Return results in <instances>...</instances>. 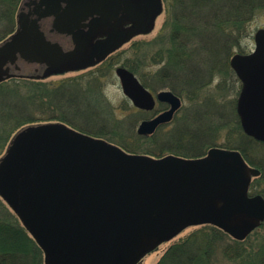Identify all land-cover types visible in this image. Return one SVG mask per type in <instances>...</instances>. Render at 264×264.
<instances>
[{
  "label": "water",
  "instance_id": "95a60500",
  "mask_svg": "<svg viewBox=\"0 0 264 264\" xmlns=\"http://www.w3.org/2000/svg\"><path fill=\"white\" fill-rule=\"evenodd\" d=\"M162 10V0H23L17 30L0 42V82L94 65L152 30ZM255 42L231 65L242 81L243 129L264 141V28ZM116 73L136 106L155 107L133 71L119 66ZM158 98L170 108L143 120L140 134L154 133L182 106L171 90ZM259 172L237 149L152 157L62 122L41 123L23 127L0 159V194L44 249L46 264H137L191 225L212 223L244 238L264 221V196L249 195Z\"/></svg>",
  "mask_w": 264,
  "mask_h": 264
},
{
  "label": "trees",
  "instance_id": "16d2710c",
  "mask_svg": "<svg viewBox=\"0 0 264 264\" xmlns=\"http://www.w3.org/2000/svg\"><path fill=\"white\" fill-rule=\"evenodd\" d=\"M21 2L22 0H0V41L15 31ZM173 7L175 17L172 23L171 44L168 49L159 50L157 55L163 65L158 74L144 78L141 73V80L148 87L162 83V88L168 87L181 96H188L214 81L220 72L219 66L217 68L216 65L221 53H231L232 47L242 46L243 37L251 35L250 23L257 14L264 11V0H174ZM113 56L114 53L97 64L93 72L100 71L98 73L101 74L113 69ZM157 57H151L150 60L156 63ZM142 61L141 58L137 61L131 57L127 58L123 65L139 74L142 71L138 69L137 62ZM11 79L14 78L8 80ZM8 80L1 82L0 86ZM91 83L94 90L87 97L74 95L79 87L85 88L90 84L88 82L85 86L81 75L65 82L63 88L54 86L53 90L45 95L46 99L42 98L43 93L41 97L39 89L34 88L28 94L27 102L25 98L20 99L21 102L15 104L17 107H11L12 112H5L9 106H6L5 110L2 109V120L7 116L8 122L12 120L15 123V130L53 120L67 121L84 132L106 137L131 153L157 157L168 153L188 158L200 157L212 146L240 149L250 163L261 169V174L251 183V192L264 194V169L261 163L257 162L259 159H252L248 151L252 145H264V142L257 141L244 132L236 108L234 118L231 119L233 131L221 144L218 143L215 132L221 125L222 116L219 111L214 110L216 116L210 114L213 118L206 121L209 119V116L205 118V114L209 112L203 108L206 98H203L205 101L202 100L201 108L196 109L199 111L197 116L195 110L194 118L200 120L198 115L203 114L202 120L205 119L208 123L207 128H202L199 123L189 124L190 119L187 116L178 115L173 120L177 119L175 126H161L151 135L133 132L132 140L123 135L113 141L110 133L116 132L119 125L114 124L112 117H104L109 113L107 103L96 91L97 83ZM208 104L210 107L212 102L208 100ZM30 106L34 109L30 110ZM42 107L51 111L49 117L36 115ZM67 111L73 113L72 119ZM141 111L144 113L141 112L142 116L151 114L149 111ZM81 118L84 122H81ZM8 133H1V139ZM233 134H236V137ZM0 259L4 264H44L43 249L18 215L12 220H0ZM157 264H264V222L243 239L234 238L213 224L195 225L189 233L180 236L164 250Z\"/></svg>",
  "mask_w": 264,
  "mask_h": 264
},
{
  "label": "rangeland",
  "instance_id": "374dc122",
  "mask_svg": "<svg viewBox=\"0 0 264 264\" xmlns=\"http://www.w3.org/2000/svg\"><path fill=\"white\" fill-rule=\"evenodd\" d=\"M173 2L174 0H163V11L156 19L155 25L150 32L135 36L131 41L125 43L117 51L114 52V56L112 60L115 64L113 69L109 71L102 72L101 74L98 73L100 71L93 72L94 70H96L95 69L96 66H93L81 70L54 72L49 74L45 78H35V79L14 78L8 80L6 83L1 85L0 86V134L1 133L5 134L6 132L9 133L8 135L6 134L7 136L5 135V137L2 139L0 136V159L7 152L8 147L12 142L13 138L21 130V127L15 130V126H16L15 123L12 122V120L11 122H8L7 116H5V119L2 120L3 110H5V107L9 106V109L5 111L6 113L9 111L12 112L11 107H17V105L15 104L18 101L21 102L20 99L25 98L27 102L28 94L34 88L39 89L41 92V97L43 93L44 97L42 98L46 99L45 95L51 89L53 90L54 86H59V88L62 86L63 88L65 82L73 80L74 77H77L79 75H81L82 83L85 86L88 82H90V84L88 87L85 88L79 87V89L76 90L74 95L87 97L88 95L92 94L94 90L93 84L91 82L94 81L97 83L98 86L96 91L99 93V96H101L103 101L107 103V108L109 110V113L107 115H104V117L105 116L112 117L115 120L114 124L119 125L116 132L110 133L112 140L115 141L117 138L123 135L130 137L131 140L134 139L133 132L138 133L137 129L141 121L145 118H151L155 114H158V112L161 111L163 108H165V106L167 105L163 104L164 102L162 101L157 102L156 109L150 111L151 114L142 116L143 113L141 111L142 109L137 107L132 102V100L124 93L120 78L116 73V67L118 65H123V62L127 58L133 57L136 58L137 61L141 58L143 61L140 63L137 62L138 69L140 68V71H142L139 74H137V76L140 79L142 78L141 73L144 75V78L151 76V74L152 75L158 74L159 69L163 65V61L161 60V58L157 57V55L159 54L158 51L161 49L162 50L168 49L171 44L172 23L174 22L173 20L175 17V13H174L175 9L173 7ZM17 16H18V12H17ZM16 20L18 27V19ZM250 28L252 29V33L251 35L242 38L241 47L236 45L231 48V53L227 54L225 52L219 55V58L217 60L218 64L216 65V67L218 68L219 66L220 72L218 71L219 73H217L218 75L216 76L214 81L211 82L210 85L203 87L202 90H199L198 91L199 93L195 92L196 94L193 93L188 96L182 95L181 97L183 100V106L179 111H177L178 113H176V116L179 115V117H181V115L187 116V118L190 119L189 124L197 125L199 123V125L202 128H207L208 123L206 121L213 118L212 116L210 117V114L214 115L213 112L214 110L219 111V114L222 116L221 125L219 126V129L215 132V136H217V140L219 144L223 143L226 140L227 136H229L233 131V125L231 124V119L234 118L233 116L235 113L234 108H236L237 110V105L235 106V102H237L242 86V82L240 78L237 76L236 72L233 70L230 64V59L236 53H243V51L248 52L255 47V33L259 28H264V11L257 14V16L252 20V22L250 23ZM10 35L6 36L5 38L9 37ZM151 57H157V62L154 63L152 60H150ZM93 73L99 75L97 76L94 75ZM158 79H160V77ZM147 82H149V80H147ZM166 85L167 84L165 83V86ZM161 86L162 83L156 84V86L155 85L153 86L151 84V86H149V89L152 90L155 93V95L161 90L170 89L168 87L162 88ZM203 98H206V101L203 100ZM202 100L205 101V106L203 108L209 112L205 114V118L209 116V119H206V121L205 119L202 120L203 114L198 115V118L200 120L194 118L195 115L197 116V113L199 112L197 110L201 108ZM208 100L212 102V105L210 107H208L209 106ZM33 109L34 108L30 106V110ZM195 110L196 113L194 115ZM50 112L51 111L47 107H42L38 110V112H36V115L38 117H49L51 115ZM68 112L69 111H67L66 113L68 114V116L71 115V117L69 118L72 119L73 113L70 112L68 113ZM58 121L53 120L49 122H58ZM175 121H173L172 123L170 122L169 124L164 123L162 124V126L164 125H169L170 127L175 126L176 125ZM62 122H64L65 124L69 125L72 128H75L78 131H82L81 129L74 127L72 124L68 123L67 121H62ZM81 122H84V120L82 119ZM233 136L236 137V134H233ZM104 139L108 140V138L106 137ZM108 141L112 142L110 139ZM248 151L250 153L251 158L253 157L257 160L259 159L257 162H260L261 166L264 169V145L254 144L252 145V148H249ZM168 154H174V153H168ZM260 159H263V161L261 162ZM250 165L252 167L257 168V166H255L252 163H250ZM15 216H17L16 211L0 194V220H12L15 218ZM193 227L194 226H189L188 228L183 230L180 234H178L174 239L169 240L167 242H163L153 251L146 253L143 257H141V259L138 261L137 264H157L164 250L167 247H169L171 244H173L175 241H177V239L180 236L189 233ZM43 261L44 264H46V253L44 250H43Z\"/></svg>",
  "mask_w": 264,
  "mask_h": 264
},
{
  "label": "flooded vegetation",
  "instance_id": "af4514ba",
  "mask_svg": "<svg viewBox=\"0 0 264 264\" xmlns=\"http://www.w3.org/2000/svg\"><path fill=\"white\" fill-rule=\"evenodd\" d=\"M128 25H129V24H127V26H128ZM158 102H160V101H158ZM163 104L167 105V106H165V108H163L164 110L167 109L168 107H170L169 104H168L167 102H164ZM155 108H156V107H155ZM163 109H162L161 111H163ZM161 111H159V112H161ZM159 112H158V113H159ZM155 115H156V114H155ZM155 115H154V116H155ZM154 116H152V117H154Z\"/></svg>",
  "mask_w": 264,
  "mask_h": 264
}]
</instances>
